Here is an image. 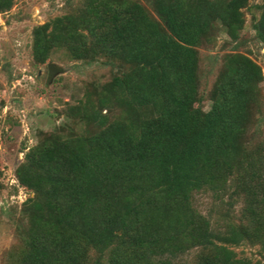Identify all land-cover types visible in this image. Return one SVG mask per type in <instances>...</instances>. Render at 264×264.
Wrapping results in <instances>:
<instances>
[{"label":"trees","instance_id":"trees-1","mask_svg":"<svg viewBox=\"0 0 264 264\" xmlns=\"http://www.w3.org/2000/svg\"><path fill=\"white\" fill-rule=\"evenodd\" d=\"M145 1L151 10L139 0H81L32 28L34 64L63 50L73 61L104 58L114 74L69 109L74 130L23 153L14 176L31 197L9 264H180L193 249L195 264H263L231 249H264L262 74L237 51L248 0ZM12 3L0 0V13ZM256 9L251 30L264 47V2ZM219 28L233 51L221 57L204 111L195 105L198 49ZM198 195L212 198L213 221L194 206Z\"/></svg>","mask_w":264,"mask_h":264},{"label":"rangeland","instance_id":"rangeland-1","mask_svg":"<svg viewBox=\"0 0 264 264\" xmlns=\"http://www.w3.org/2000/svg\"><path fill=\"white\" fill-rule=\"evenodd\" d=\"M81 0H13L10 9L0 13V264H9L8 253L18 246L15 227L20 218L22 203L31 193L17 184L14 170L23 153L38 140L74 130L75 121L69 109L79 108L86 97L89 85L108 82L114 68L104 58L93 62L70 60L63 50H54L44 64H34L31 57V30L50 19L61 16ZM148 10L145 0H139ZM264 0H248L244 25L237 51L247 54L261 69L259 83L260 113L258 125L264 133V47L254 39L251 15H258L256 6ZM233 44L221 28L212 45L198 49V101L197 107L206 111L208 94L215 80L221 57L233 51ZM47 64L56 72L48 83ZM78 112V110H76ZM63 129V130H61ZM79 130V129H78ZM194 206L204 216H212V198L198 195ZM239 207L233 209L232 219L237 220ZM237 257L264 264V249L258 245L240 244L231 247ZM198 249L190 250L179 258L180 264H195Z\"/></svg>","mask_w":264,"mask_h":264},{"label":"water","instance_id":"water-1","mask_svg":"<svg viewBox=\"0 0 264 264\" xmlns=\"http://www.w3.org/2000/svg\"><path fill=\"white\" fill-rule=\"evenodd\" d=\"M47 71H48V75L46 78V83H48L50 77L52 76V74H54L56 72V68L52 65V64H47Z\"/></svg>","mask_w":264,"mask_h":264}]
</instances>
